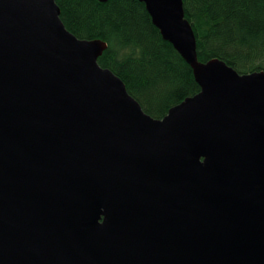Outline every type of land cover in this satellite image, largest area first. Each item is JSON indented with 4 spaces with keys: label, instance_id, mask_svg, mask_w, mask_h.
Instances as JSON below:
<instances>
[{
    "label": "water",
    "instance_id": "obj_1",
    "mask_svg": "<svg viewBox=\"0 0 264 264\" xmlns=\"http://www.w3.org/2000/svg\"><path fill=\"white\" fill-rule=\"evenodd\" d=\"M139 1L200 86L161 119L56 0H0V264H264V71Z\"/></svg>",
    "mask_w": 264,
    "mask_h": 264
},
{
    "label": "trees",
    "instance_id": "obj_2",
    "mask_svg": "<svg viewBox=\"0 0 264 264\" xmlns=\"http://www.w3.org/2000/svg\"><path fill=\"white\" fill-rule=\"evenodd\" d=\"M81 39H101L98 58L126 84L145 112L161 119L200 91L191 66L164 40L139 0H56ZM201 61L219 58L240 74L264 71V0H183Z\"/></svg>",
    "mask_w": 264,
    "mask_h": 264
}]
</instances>
